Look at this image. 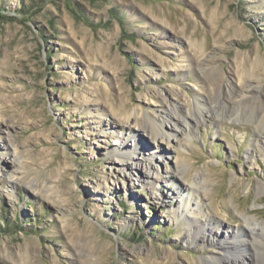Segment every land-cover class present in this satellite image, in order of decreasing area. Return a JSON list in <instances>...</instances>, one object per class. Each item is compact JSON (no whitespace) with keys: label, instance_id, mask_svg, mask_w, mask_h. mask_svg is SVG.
<instances>
[{"label":"rangeland","instance_id":"obj_1","mask_svg":"<svg viewBox=\"0 0 264 264\" xmlns=\"http://www.w3.org/2000/svg\"><path fill=\"white\" fill-rule=\"evenodd\" d=\"M254 52L264 58V0H0V264H198L216 249L187 239L176 216L187 192L145 176L169 169L203 176L200 212L223 231L240 236L243 218L264 228L262 120L199 124L172 149L124 121L146 126L195 100L227 107ZM254 77L259 98L243 105L264 108L262 69ZM208 79L220 80L216 95ZM126 136L142 150L133 171L112 163ZM3 145L17 146L22 170ZM15 172L27 178L12 189ZM261 240L237 254L264 264Z\"/></svg>","mask_w":264,"mask_h":264},{"label":"bare ground","instance_id":"obj_2","mask_svg":"<svg viewBox=\"0 0 264 264\" xmlns=\"http://www.w3.org/2000/svg\"><path fill=\"white\" fill-rule=\"evenodd\" d=\"M234 32L238 33L237 29ZM188 46H191L192 48L196 49L195 53L198 55L199 54L201 55L202 47L200 44L195 43L194 41L193 42L190 41ZM249 58H250L249 61L251 64L249 73L245 74L243 79H241V77L235 76V81H234V86L239 87V91H242L243 94H241V96H239L238 98H235V101L234 100L232 101L233 97L230 98L231 104L228 105L227 107L221 106V103L217 102V100L215 102V98H214L213 104L209 106H205V104H202L199 101L195 100L192 102V104L187 105L186 110L184 109L185 111L182 114L180 113V109L177 108V106L176 107L173 106L170 109L166 107L167 110L164 111L166 114L165 116L163 115L164 117L158 115L157 120L155 118L150 117L151 119H149L146 126H142L141 122L139 121L141 120V115L139 116L137 114L132 113L131 115H134L135 117L132 118L131 115H125L124 117V121L126 124L129 123L130 119L133 122V127L131 128L128 127L127 131L132 132L133 130H135V128L136 129L138 128L140 132H142L143 134H146V137L151 141V144L154 145L155 148H158L161 143L166 141L165 145L169 149H172L170 145V140L172 137L176 138L177 140L176 143L179 147L184 146L182 141L187 142V137L190 135L192 131L196 129V127L199 124L215 123L217 121L221 122L224 119H227V120L234 119V121L238 122L244 119L250 120L249 116L253 115L255 119L262 120L263 126H262L261 131L264 132V108L263 107L262 108L261 107L260 108H251V107L247 108V106L243 105V103L246 102L247 100H250V99L256 100L259 98V94H258L259 88L257 86L254 87V84H253V81L256 80L254 77V71L256 69H262V72H264V58L260 56V54L257 55L255 52L253 54L251 53L249 54ZM204 75L206 78H209L207 77L208 76L207 74H204ZM208 80H209L210 85L212 87L214 86L212 90H213V93H215L216 95V92L218 89L217 85L220 83V80L219 79H208ZM231 90L230 92L233 93L234 89H231ZM164 102H167V99H163V103ZM247 104H249V101ZM121 114H125V113H121V111H119L118 115H121ZM177 134H179L181 138L178 137L177 139V136H178ZM135 137L136 135H134V138ZM127 139H128V136L125 137L126 142L125 140L122 142L121 147L117 152V159L114 161L112 160V163H117L123 166L124 168H127L130 171H133L139 168L138 163H136L133 160L135 159V156L137 155V153L142 150L139 148L140 143L139 142L136 143L135 139L128 140L129 142H132L129 145L130 150L125 149L124 145H128L129 143ZM1 147L4 150V152L7 153L5 155L9 156V159H12L11 162L17 166L16 169L22 170L24 166L27 164V162L22 156H20V152L17 146L11 145L9 146L8 149L5 148V145ZM0 156H1L0 157V164H1L4 161H6V159L3 157L4 156L3 154H1ZM125 156L127 160L131 161L130 162L131 164L123 163ZM152 160L153 158H150L149 165H151ZM174 165L176 166V168L178 167L177 163ZM150 167L152 168L153 165ZM171 170L172 169L166 170L164 177H161L159 174L157 175L153 174L151 178L147 175L145 176H146V179H148L149 181L151 179V182H154L153 183L154 187H157L159 185V181L164 180V182H166L167 184H172L174 186L175 185L177 186L173 189L176 194L187 192L183 200L182 206H180L181 209L178 208V211L181 210L180 214L178 215V213H176V216L178 218L187 219L189 223V228H188L189 234H188L187 239L195 242L198 248L203 249L205 248L204 245H207L208 247H213L214 249H216L215 252L209 254L206 257L199 259L198 264H249L247 262L248 260H246L247 258H245L244 256L242 257L240 254H237V253H240L239 250L237 249L240 247L242 248L246 245H250V246H253L255 244L263 245V241L261 239H264V228L260 230L255 229L257 226V223L255 220H252L249 218H243L242 222L246 225L247 230L244 228L243 223L240 224L237 227V231H238V234L240 232V236L237 237V234L235 232H230L228 230L223 231L220 225L211 221L206 216H204L202 212H200L199 207L200 205L201 206L203 205L201 204L200 199L197 197V193L199 190L204 189L205 179L203 178V176H201L200 174L197 176L196 179L194 178L190 181H187V179H185L184 177L182 178L178 177V175L179 174L181 175V173H178V174L172 173ZM2 175H6V171H2ZM25 177H26V174L23 172H15V173L9 174V176L7 177L8 185H10L12 189H14L17 187V185H19L20 183H23L21 181L22 180L24 181V179L27 178ZM174 179H178V182L177 183L174 182ZM258 188L260 192H264L262 187L258 186ZM37 189L34 188V191H35L34 193L36 195L40 194L42 196V191L40 192L41 189H38V190ZM43 194H45L43 196H45V198L48 201H50L52 205L54 206L58 205L57 203L58 197L53 192H47V194L46 193H43ZM152 194H154V192H152ZM163 194H164L163 191H160L159 195L156 196L155 198H159V196L161 198ZM188 206L195 207L196 210H198V212L196 213V217H193V218L189 217L188 215L189 210L187 209ZM192 215L194 216L195 213H192ZM214 227H215V230H212V228ZM242 234H243V237H242ZM221 241L223 242L221 243ZM248 259H250V261L252 262L254 261L252 257ZM173 264H176V263H173ZM251 264H256V263L253 262Z\"/></svg>","mask_w":264,"mask_h":264}]
</instances>
